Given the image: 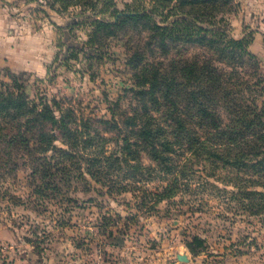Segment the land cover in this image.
Segmentation results:
<instances>
[{
    "label": "trees",
    "instance_id": "1",
    "mask_svg": "<svg viewBox=\"0 0 264 264\" xmlns=\"http://www.w3.org/2000/svg\"><path fill=\"white\" fill-rule=\"evenodd\" d=\"M50 4L80 18L67 30H86L88 39L71 58L89 67L108 56L111 37L137 32L126 41L131 95L111 102L110 118L88 119L58 100H30L11 75L8 87L0 83V176L29 173L38 200L72 202L80 190L132 193L155 209L178 205L176 196L192 193L205 173V191L228 200L231 186L242 209L264 212V77L245 39L227 31L235 0H133L126 12L110 11L113 21L99 13L114 0Z\"/></svg>",
    "mask_w": 264,
    "mask_h": 264
},
{
    "label": "rangeland",
    "instance_id": "2",
    "mask_svg": "<svg viewBox=\"0 0 264 264\" xmlns=\"http://www.w3.org/2000/svg\"><path fill=\"white\" fill-rule=\"evenodd\" d=\"M50 1L0 0L1 86L8 87L15 75L30 100H58L76 115L110 118L111 102L131 95L126 41L137 32L122 30L111 37L108 56L89 67L83 58H71L88 39L86 30H67L80 18L60 15ZM114 2L99 15L113 21L110 11L126 12L133 0ZM235 3L238 10L229 17L227 31L245 39L264 77V0ZM128 103L124 98L121 108L128 109ZM28 174L0 176V264H264V212L242 209L231 200L236 192L231 186H226L228 200L213 189L205 191V173L196 177L183 202L176 196L178 205L164 201L155 209L132 193L80 190L71 194L72 202L38 200Z\"/></svg>",
    "mask_w": 264,
    "mask_h": 264
},
{
    "label": "water",
    "instance_id": "3",
    "mask_svg": "<svg viewBox=\"0 0 264 264\" xmlns=\"http://www.w3.org/2000/svg\"><path fill=\"white\" fill-rule=\"evenodd\" d=\"M179 259L180 260H184V261H187L188 260L187 257H185V256H179Z\"/></svg>",
    "mask_w": 264,
    "mask_h": 264
}]
</instances>
